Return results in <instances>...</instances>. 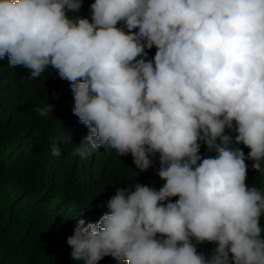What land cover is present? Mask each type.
I'll use <instances>...</instances> for the list:
<instances>
[{"label": "clouds", "instance_id": "obj_1", "mask_svg": "<svg viewBox=\"0 0 264 264\" xmlns=\"http://www.w3.org/2000/svg\"><path fill=\"white\" fill-rule=\"evenodd\" d=\"M82 4L0 0V59L31 80L51 66L71 86L73 114L89 129L74 156L130 153L142 176L158 155L166 183L137 180L101 206L91 200L87 212H108L78 220L71 258L264 264V190L246 184V160L264 176V0H95L90 19L68 15ZM201 143L216 155L202 157ZM51 153L62 155L58 143ZM205 241L217 245L210 255L197 251Z\"/></svg>", "mask_w": 264, "mask_h": 264}, {"label": "trees", "instance_id": "obj_2", "mask_svg": "<svg viewBox=\"0 0 264 264\" xmlns=\"http://www.w3.org/2000/svg\"><path fill=\"white\" fill-rule=\"evenodd\" d=\"M94 2L83 0L80 12L68 15L90 19ZM146 51L154 59L155 46ZM29 77V69L20 66L15 70L8 59H0V264H79L71 258L67 238L74 234L79 219L94 223L108 212H87L91 200L101 206L104 199L115 195L117 187L127 183L139 180L158 191L166 181L158 176V155L150 156L153 167L142 176L124 160H133L130 153L120 157L115 150L101 147L86 159L74 156L75 146L89 129L73 114L71 86L51 66L40 78ZM47 103L54 110L41 117L37 109ZM226 133L236 135L231 130ZM54 142L62 155H52ZM237 146L247 156L250 149ZM199 154L204 158L216 155L203 143ZM246 164V184L264 190V176L252 168L251 160ZM178 199L172 197L165 203ZM260 226L264 228V217ZM216 246L205 241L197 251L210 255ZM99 264L120 262L106 256Z\"/></svg>", "mask_w": 264, "mask_h": 264}]
</instances>
